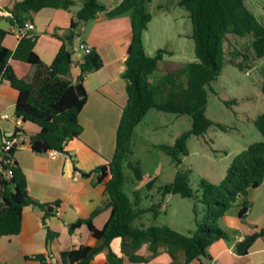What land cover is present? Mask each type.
<instances>
[{"label": "trees", "instance_id": "trees-1", "mask_svg": "<svg viewBox=\"0 0 264 264\" xmlns=\"http://www.w3.org/2000/svg\"><path fill=\"white\" fill-rule=\"evenodd\" d=\"M151 2L122 0L118 6L108 10L99 0H85L82 9L76 14V21L60 37L62 45L49 66L41 61L35 51L37 36H23L17 48L11 51L4 45L8 32L0 29V84L7 81L19 93L16 117L40 128V132L30 139L33 151L63 153L68 142L83 132L79 115L87 103L85 77L103 67L100 55L92 49L81 59L79 78L76 81L70 78L74 64V44L80 36V24L95 21L101 13L110 19L121 16H129L131 19L132 40L127 50L123 76L127 81L128 100L117 131L116 151L107 166L94 171L99 174L100 181L108 179L104 200L88 219L79 220L70 227L71 232H74L80 226L87 225L97 239V245L81 246L69 251L64 255V261L68 264H91L101 253H106L107 264H124L125 260L142 263L158 256L162 250L176 264H189L207 256L209 247L215 242L231 239L232 234L223 230L219 221L240 198H244L240 216L245 218L250 204L245 200L249 191L258 188L264 180L262 112L255 119L254 125L263 139L248 146L233 160L220 184L202 179L195 193L190 186L191 172L178 171L172 183L159 188V200L154 201L153 195L144 196L142 193L144 189L152 191L156 183L154 179L145 185L143 191H133L132 196L125 192L127 179L124 169L132 155L131 139L150 110L191 118V128L176 138L173 145L157 146L179 167L189 155V139L204 136L215 126L207 116V107L211 85L221 75L225 64L248 73L255 68V62L264 59V22L247 7L246 0H178L176 6L185 9L192 22L191 37L195 43L196 60L173 67L153 85L151 78L160 69L164 56L169 53L160 49L154 56H150L145 50L144 33L153 18L149 11ZM71 4L70 0H24L15 4L9 22L19 29H25L26 24L32 22V15L42 9H67ZM230 36L250 40L244 49L234 44L231 57L228 58L226 44ZM12 59L36 66L34 77L30 81L19 78L10 64ZM260 90L264 97V82ZM217 126L224 130V127ZM15 152H5L4 147L1 148L0 237L20 234L23 212L27 206L40 208L45 212V217L53 215L57 208V204H42L29 195L25 174L14 159ZM127 166L134 171L138 182L144 180L139 165L128 162ZM173 195L197 200L193 207L194 230L188 235L167 225L147 226L140 222L145 215H151L156 220L164 211L166 198ZM144 199H149L151 204L143 207ZM198 203L203 204V212L199 211ZM107 209L111 211L108 222L103 229H95L93 218ZM261 236H264V230L247 236L237 244V253L247 255ZM115 239H121V257L111 248ZM143 247H147V257L139 254ZM35 258L41 261L45 259L43 256Z\"/></svg>", "mask_w": 264, "mask_h": 264}, {"label": "crops", "instance_id": "crops-1", "mask_svg": "<svg viewBox=\"0 0 264 264\" xmlns=\"http://www.w3.org/2000/svg\"><path fill=\"white\" fill-rule=\"evenodd\" d=\"M22 1L0 0V29L8 32L4 45L11 51L17 48L23 34L9 19L15 4ZM70 1L72 4L69 8H44L33 14L32 22H28L35 29L25 33L37 36L35 51L45 65L53 63L62 45L60 37L76 21V14L85 2ZM121 1L114 0L104 5L112 10ZM147 31L144 33L145 50ZM78 34L80 36L74 44V64L70 78L76 81L81 75V58L78 53L81 44L91 46L103 61V67L87 74L84 80L87 103L79 115L83 132L68 142L65 152H57L54 156L51 151L34 152L31 145L16 150L14 159L25 174L29 195L42 204H57V208L53 215L45 217V212L40 208L27 206L23 212L20 234L0 237V264H68L64 261V255L69 251L81 246L97 245V239L87 225L80 226L74 232H71L70 227L79 220L88 219L104 200L108 179L100 181L99 174L94 171L107 166L116 151L117 131L128 100L127 81L123 76L127 50L132 40L131 19L129 16L110 19L101 13L95 21L80 24ZM153 51H156L155 48ZM10 64L16 75L27 81L37 71L36 66L21 61L12 59ZM18 97V91L9 82L0 84V114L9 116L8 120H0V154L2 139L11 135L15 129ZM23 130L30 139L40 132L36 124L29 122H23ZM243 200L240 198L219 221V226L232 234L231 239L215 242L209 247L207 256L189 264H264V236L255 241L247 255H239L236 251L237 244L247 236L264 230V180L258 188L249 191L245 200L250 204L245 218L240 216ZM56 210L59 211L58 216ZM110 215V209L97 214L92 220L95 229H103ZM177 225L169 224L172 229L182 233ZM49 234L52 237L49 238ZM111 248L118 256H122L121 239H115ZM139 254L147 257V247H143ZM36 256L45 259L41 261ZM91 264H107L106 253L97 255ZM124 264L176 263L162 250L148 262L133 263L125 260Z\"/></svg>", "mask_w": 264, "mask_h": 264}, {"label": "rangeland", "instance_id": "rangeland-1", "mask_svg": "<svg viewBox=\"0 0 264 264\" xmlns=\"http://www.w3.org/2000/svg\"><path fill=\"white\" fill-rule=\"evenodd\" d=\"M111 1L114 0H99L105 5L111 4ZM177 1L152 0L149 6L153 18L146 30L147 53L155 55L160 49L169 53L164 56L160 69L152 76L153 85L173 67L195 61L192 22L189 13L176 6ZM246 4L264 22V0H246ZM229 38L226 44L228 58L231 57L234 44L244 49L250 40H240L237 36ZM154 48L156 51H153ZM254 67L252 71L243 73L235 66L225 64L221 75L211 85L207 107V116L215 126L206 135L189 139V155L179 167L157 146L173 145L176 138L191 128V118L150 110L131 139L132 155L124 169L127 179L125 192L132 196L133 191H143L145 185L154 179L156 183L152 191L144 189L142 193L144 196L153 195L154 201L159 200V188L172 183L178 171L191 172L190 186L195 193L202 179L220 184L233 160L248 146L263 139L254 121L264 112V97L260 90L264 82V59L255 62ZM217 125L224 127V130ZM128 162L139 165L144 178L142 182L136 180L134 171L127 166ZM196 202L194 198L168 196L165 209L156 220L151 215H145L140 222L147 226L178 224L181 234L188 235L194 230L193 207ZM150 204L149 199L142 202L143 207ZM198 208L204 211L203 204L198 203Z\"/></svg>", "mask_w": 264, "mask_h": 264}, {"label": "built area", "instance_id": "built-area-1", "mask_svg": "<svg viewBox=\"0 0 264 264\" xmlns=\"http://www.w3.org/2000/svg\"><path fill=\"white\" fill-rule=\"evenodd\" d=\"M35 29V26L32 23H28L25 26V29H19L23 36L27 35L25 31H32ZM92 51V47L87 44H81L78 47V53L80 58L82 59L84 56L88 55ZM9 116L5 114H0V120H8ZM15 129L14 132L5 136L2 139V146L4 147V151H12L24 148L30 145V138L23 130V121L20 118H15ZM57 152L51 151V154L54 156ZM10 176V174H9ZM55 214L58 216L59 211H55Z\"/></svg>", "mask_w": 264, "mask_h": 264}]
</instances>
